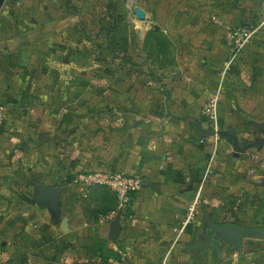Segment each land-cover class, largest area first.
<instances>
[{
    "label": "crops",
    "instance_id": "0c3cea01",
    "mask_svg": "<svg viewBox=\"0 0 264 264\" xmlns=\"http://www.w3.org/2000/svg\"><path fill=\"white\" fill-rule=\"evenodd\" d=\"M185 1L139 4L164 44L123 21V0H20L29 23L0 10V208L35 216L23 264H99L101 240L133 264H264V238L234 244L207 221L264 227V0ZM226 25L255 29L229 67ZM95 168L142 178L119 229L100 219L113 192L73 181ZM34 182L61 187L57 207Z\"/></svg>",
    "mask_w": 264,
    "mask_h": 264
},
{
    "label": "built area",
    "instance_id": "2783aa9c",
    "mask_svg": "<svg viewBox=\"0 0 264 264\" xmlns=\"http://www.w3.org/2000/svg\"><path fill=\"white\" fill-rule=\"evenodd\" d=\"M213 20L221 26H225V22L213 17ZM227 40L229 44L230 56L228 59V67L236 60L238 54L249 42L250 37L255 32L253 27H243L226 25ZM219 92L212 95L203 107V113L210 120L215 122L214 135H218V127L216 125V115L219 102ZM9 114V109L5 104L0 103V125H3ZM204 141V139H201ZM73 181L81 187L82 190H87L92 187L100 186L106 187L113 192L117 199V206L109 213L100 217L103 221L111 222L118 215L120 218H132L130 210L131 202L134 194L142 188V178L137 174L127 172L124 170L99 169L95 168L90 171H81L73 175ZM201 191L198 192L194 202L190 206V210L186 218L182 221L180 226L174 227V232L179 237L186 229L187 225L194 219L196 208L200 203ZM120 259L113 261L111 264H133L131 259L124 253H121ZM164 264V263H163Z\"/></svg>",
    "mask_w": 264,
    "mask_h": 264
},
{
    "label": "rangeland",
    "instance_id": "374dc122",
    "mask_svg": "<svg viewBox=\"0 0 264 264\" xmlns=\"http://www.w3.org/2000/svg\"><path fill=\"white\" fill-rule=\"evenodd\" d=\"M19 1L20 0L4 1L0 10L3 12H8L6 13V16H4L5 19H7V21L12 23H17L19 21L27 22V23L31 22V19L27 16L22 17L21 15L11 13V11L14 10L16 5L18 7ZM165 1L167 4L173 6L174 8H178L180 5H184L186 2L185 0H165ZM187 1L192 7H195L198 3V0H187ZM155 3L157 4V0H139V1L123 0L120 11L123 13V21L125 20L124 22L126 24L134 25L135 21H140L142 25H144L145 27L144 32H142L141 28L138 29L141 37L147 35L146 34L147 31L148 33L155 32L156 34L155 40H157L158 43L160 44H164L165 43L164 37L162 36V34L158 35L157 33L156 19L154 18L151 20L150 18L151 15H149L148 13H146V18L144 20H140L136 16V11H135L136 7H141L139 6V4L144 5L149 11L153 12L154 11L153 5ZM173 15L174 18L177 19L178 13L175 12L174 10H173ZM48 34H50V32ZM41 37L48 39L47 36H41ZM166 42L168 43V39ZM27 47L30 48V50L34 51V45H29ZM165 50H166L165 54L168 57V55L172 53L171 48L168 45H166ZM17 211L18 210L15 209V211H11V213L13 214L9 215L10 213L8 214L4 213L3 209L0 208V264H23L24 263L23 259L21 258V256H19L21 242H23V240H26L25 237L27 233L33 235L37 229L33 221L35 216L31 215L30 214L31 212L27 215H23L22 212H17ZM46 242L48 241H45L44 243ZM111 263L112 262H109L108 264ZM99 264H105V263L101 260Z\"/></svg>",
    "mask_w": 264,
    "mask_h": 264
},
{
    "label": "water",
    "instance_id": "95a60500",
    "mask_svg": "<svg viewBox=\"0 0 264 264\" xmlns=\"http://www.w3.org/2000/svg\"><path fill=\"white\" fill-rule=\"evenodd\" d=\"M5 0H0V9ZM136 16L140 20L146 18V11L140 7H136ZM37 195L36 200L39 202H47L52 207H57L58 195L61 191L60 186H50L41 182H34ZM208 223L213 227L214 230L221 232L225 235L229 242L234 244H241L242 237L247 234H258L264 238V227H247L235 223H214L207 217ZM112 229L120 228V215L111 221Z\"/></svg>",
    "mask_w": 264,
    "mask_h": 264
},
{
    "label": "trees",
    "instance_id": "16d2710c",
    "mask_svg": "<svg viewBox=\"0 0 264 264\" xmlns=\"http://www.w3.org/2000/svg\"><path fill=\"white\" fill-rule=\"evenodd\" d=\"M88 171H90V170H88ZM70 177H71V175L67 176L68 179H66V180H69ZM96 254H97V258L100 261L102 260L105 264H108L109 262H113L115 260H118L121 257L120 254L117 253V251H115L114 249H112V248H110L108 246V243H107L106 240H101L97 244V246H96Z\"/></svg>",
    "mask_w": 264,
    "mask_h": 264
}]
</instances>
